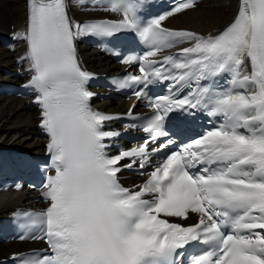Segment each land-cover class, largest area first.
Masks as SVG:
<instances>
[{
	"label": "snow or ice",
	"instance_id": "1",
	"mask_svg": "<svg viewBox=\"0 0 264 264\" xmlns=\"http://www.w3.org/2000/svg\"><path fill=\"white\" fill-rule=\"evenodd\" d=\"M195 3L184 0L144 25L133 3L118 0L109 10L120 19L82 25L69 18L66 0H29L27 29L16 38L28 44L21 59L33 73L28 86L37 93L51 163L44 185L50 205L26 214L44 226L33 238L46 240L48 254L27 264H264V0H240L234 21L216 35L162 26ZM121 32L135 33L150 50L123 61L138 62L140 75L120 79L119 88L142 85L134 92L139 100L156 80L197 87L182 98L148 99L154 114L142 130L149 138L112 155L121 133L105 130V122L120 117L91 107L94 74L82 68L75 41ZM181 44L189 46L178 55L152 59ZM220 76L227 87L200 86ZM196 109L221 117L219 126L153 164V153L175 143L169 138L150 149L168 136L169 114ZM150 165L140 172L143 183L120 182L123 170ZM190 214L197 223L168 219Z\"/></svg>",
	"mask_w": 264,
	"mask_h": 264
},
{
	"label": "bare ground",
	"instance_id": "2",
	"mask_svg": "<svg viewBox=\"0 0 264 264\" xmlns=\"http://www.w3.org/2000/svg\"><path fill=\"white\" fill-rule=\"evenodd\" d=\"M77 2L80 5L73 6L72 11L75 21L104 15L94 0H78ZM236 4L237 0H204L195 5L193 9L172 17L168 26L207 35L222 29L230 21ZM25 22V0H0V38H8L12 32H21ZM81 52L86 65L96 73L106 72L110 68L120 69L95 51L82 50ZM15 57L17 58L18 55H13L0 46V82L14 80L10 73L13 71ZM126 108L127 104H124L122 111ZM34 116L33 110L27 108L23 101L12 97H0V139L3 136L9 138L13 133L19 135L11 145L7 141L2 145L19 147L16 149L24 150L22 152L25 153L40 151L41 143L36 135ZM30 137L37 141L31 142ZM21 196L20 194L0 193V216H5L12 211V202L20 200ZM36 247L38 244L35 243H8L0 245V255L6 253L11 256Z\"/></svg>",
	"mask_w": 264,
	"mask_h": 264
},
{
	"label": "rangeland",
	"instance_id": "3",
	"mask_svg": "<svg viewBox=\"0 0 264 264\" xmlns=\"http://www.w3.org/2000/svg\"><path fill=\"white\" fill-rule=\"evenodd\" d=\"M14 134V133H13ZM12 134V136H10L9 138H7V137H5V136H3V137H1V139H0V145H2L5 141H7V142H10V145L14 142V141H16V139H18V137H19V135L18 134H14L13 135ZM21 136V135H20ZM12 137H13V139H12ZM30 138H32V137H30ZM32 141L31 142H36L37 140H35L34 138H32L31 139ZM22 141L24 142V140L22 139ZM10 145H9V147H10ZM3 146V145H2ZM11 149H16V148H19V147H10ZM16 150H19V149H16ZM20 151H24V150H20ZM7 257V255H6V253H4L3 255H0V258H6Z\"/></svg>",
	"mask_w": 264,
	"mask_h": 264
}]
</instances>
